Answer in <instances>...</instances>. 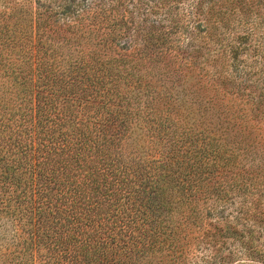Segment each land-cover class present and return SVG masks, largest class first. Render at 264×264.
I'll return each instance as SVG.
<instances>
[{"label":"trees","instance_id":"obj_1","mask_svg":"<svg viewBox=\"0 0 264 264\" xmlns=\"http://www.w3.org/2000/svg\"><path fill=\"white\" fill-rule=\"evenodd\" d=\"M25 7L0 264H264V0Z\"/></svg>","mask_w":264,"mask_h":264},{"label":"rangeland","instance_id":"obj_2","mask_svg":"<svg viewBox=\"0 0 264 264\" xmlns=\"http://www.w3.org/2000/svg\"><path fill=\"white\" fill-rule=\"evenodd\" d=\"M25 6L30 7V0H0V53L9 59L7 61L5 58L2 68L5 65L8 68L13 61L27 66L28 44H26V39H24L23 51L20 52L16 45L20 33L17 30L18 23L19 27L23 28L22 35L29 34L26 28L30 20V14ZM0 84H3L2 81H0ZM6 229L10 234L11 229Z\"/></svg>","mask_w":264,"mask_h":264}]
</instances>
